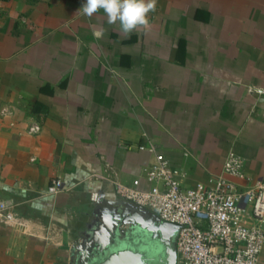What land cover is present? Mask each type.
Instances as JSON below:
<instances>
[{"label": "crops", "instance_id": "0c3cea01", "mask_svg": "<svg viewBox=\"0 0 264 264\" xmlns=\"http://www.w3.org/2000/svg\"><path fill=\"white\" fill-rule=\"evenodd\" d=\"M85 3L0 0V264H75L156 152L186 186L232 151L264 180V0H157L128 35Z\"/></svg>", "mask_w": 264, "mask_h": 264}, {"label": "built area", "instance_id": "2783aa9c", "mask_svg": "<svg viewBox=\"0 0 264 264\" xmlns=\"http://www.w3.org/2000/svg\"><path fill=\"white\" fill-rule=\"evenodd\" d=\"M244 165V158L232 151L223 173L211 177L208 185L186 186L180 170L156 152L144 173L131 184H118L117 191L180 226L176 264H259L264 248V180L240 183L246 179ZM63 188L59 178L46 192L57 194ZM0 218H18L11 202L0 201Z\"/></svg>", "mask_w": 264, "mask_h": 264}, {"label": "water", "instance_id": "95a60500", "mask_svg": "<svg viewBox=\"0 0 264 264\" xmlns=\"http://www.w3.org/2000/svg\"><path fill=\"white\" fill-rule=\"evenodd\" d=\"M133 205L138 206L141 212H146L147 215L134 209ZM113 216L119 219V232L123 235L128 230L127 227H123L125 224L145 228L150 237L151 245L141 249L134 245H126L107 253L104 257L96 258L90 264H176L177 237L180 229L178 224L163 221L155 212L127 199L117 206ZM111 219L112 217H109L106 220L108 225ZM101 237H103V233L93 232L81 242L79 257L82 260L86 250L93 247L94 242Z\"/></svg>", "mask_w": 264, "mask_h": 264}, {"label": "clouds", "instance_id": "9594fccd", "mask_svg": "<svg viewBox=\"0 0 264 264\" xmlns=\"http://www.w3.org/2000/svg\"><path fill=\"white\" fill-rule=\"evenodd\" d=\"M157 0H86L78 13L87 17L100 10L109 24L119 23V30L128 35L140 27L149 26L148 15L156 10Z\"/></svg>", "mask_w": 264, "mask_h": 264}, {"label": "flooded vegetation", "instance_id": "af4514ba", "mask_svg": "<svg viewBox=\"0 0 264 264\" xmlns=\"http://www.w3.org/2000/svg\"><path fill=\"white\" fill-rule=\"evenodd\" d=\"M112 217L109 225L106 223V231L103 237L94 242V246L86 250L82 258L79 256L75 260V264H90L98 257H104L107 253L122 248L126 245H134L138 248H146L151 245L150 237L147 230L140 226H131L127 224L128 230L125 235L119 232V219Z\"/></svg>", "mask_w": 264, "mask_h": 264}, {"label": "rangeland", "instance_id": "374dc122", "mask_svg": "<svg viewBox=\"0 0 264 264\" xmlns=\"http://www.w3.org/2000/svg\"><path fill=\"white\" fill-rule=\"evenodd\" d=\"M134 209H136V210H140V208L138 207V206H136V205H133L132 206ZM148 209V208H147ZM148 210H150V209H148ZM150 211H152V210H150ZM140 212H141V210H140ZM141 213H143V214H145V215H147V213L146 212H141ZM149 236V235H148Z\"/></svg>", "mask_w": 264, "mask_h": 264}]
</instances>
